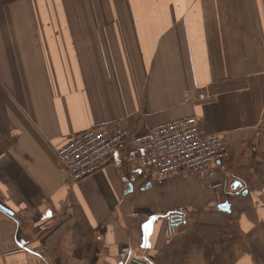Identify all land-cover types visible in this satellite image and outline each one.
I'll use <instances>...</instances> for the list:
<instances>
[{"label": "crops", "instance_id": "1", "mask_svg": "<svg viewBox=\"0 0 264 264\" xmlns=\"http://www.w3.org/2000/svg\"><path fill=\"white\" fill-rule=\"evenodd\" d=\"M72 1L0 0V264H264V0ZM189 117L228 147L212 177L56 161L93 127Z\"/></svg>", "mask_w": 264, "mask_h": 264}, {"label": "built area", "instance_id": "2", "mask_svg": "<svg viewBox=\"0 0 264 264\" xmlns=\"http://www.w3.org/2000/svg\"><path fill=\"white\" fill-rule=\"evenodd\" d=\"M222 140L207 134L196 117L140 134L100 126L68 137L57 148L56 161L75 183L102 170L119 153L135 177L147 183L175 175L212 177L215 166L228 157Z\"/></svg>", "mask_w": 264, "mask_h": 264}, {"label": "rangeland", "instance_id": "3", "mask_svg": "<svg viewBox=\"0 0 264 264\" xmlns=\"http://www.w3.org/2000/svg\"><path fill=\"white\" fill-rule=\"evenodd\" d=\"M11 1H15V0H11ZM20 1V0H19ZM22 1V0H21ZM27 1V0H26ZM69 1V0H68ZM176 1V0H175ZM78 2V8L80 10H83V9H90L91 12H94L93 10L95 9V7L93 8V0H80V1H77ZM257 2H261V0H257ZM76 4L75 0L72 1V3L68 4V6H63V7H60L61 8V13H71L72 11H74V9H76V7H72L73 4ZM100 3L102 4V0H100ZM104 4H105V1H104ZM89 5V6H87ZM103 5V4H102ZM32 7H28V6H25L24 8L22 7V3H18V4H15V5H12L11 6V9H10V12L12 13V18L15 17V20L17 21V24H15L16 26H22V22H21V17H23L24 14H30V13H33ZM48 8V7H47ZM103 10H105L104 6H102ZM107 9H111L113 11V8L111 7H106ZM78 9V10H79ZM258 9H264V7H257V10ZM49 10V9H48ZM118 12L121 14V9L120 8H117ZM107 11V10H106ZM57 13H59V11H56Z\"/></svg>", "mask_w": 264, "mask_h": 264}, {"label": "water", "instance_id": "4", "mask_svg": "<svg viewBox=\"0 0 264 264\" xmlns=\"http://www.w3.org/2000/svg\"><path fill=\"white\" fill-rule=\"evenodd\" d=\"M148 188H149V185H148ZM263 199H264V190H263ZM264 203V202H263ZM0 210L4 211L6 214H8L7 211H5L3 208L0 207Z\"/></svg>", "mask_w": 264, "mask_h": 264}]
</instances>
